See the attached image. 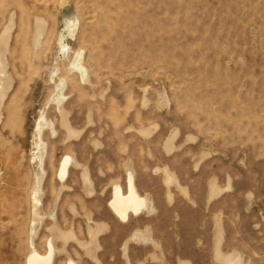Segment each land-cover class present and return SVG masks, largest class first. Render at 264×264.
Here are the masks:
<instances>
[{
	"label": "rangeland",
	"instance_id": "374dc122",
	"mask_svg": "<svg viewBox=\"0 0 264 264\" xmlns=\"http://www.w3.org/2000/svg\"><path fill=\"white\" fill-rule=\"evenodd\" d=\"M0 51V264H264V0H0Z\"/></svg>",
	"mask_w": 264,
	"mask_h": 264
},
{
	"label": "bare ground",
	"instance_id": "6f19581e",
	"mask_svg": "<svg viewBox=\"0 0 264 264\" xmlns=\"http://www.w3.org/2000/svg\"><path fill=\"white\" fill-rule=\"evenodd\" d=\"M65 22L67 25L73 26L75 28L76 21L73 16H66ZM70 34H74V30L70 31ZM1 52V51H0ZM2 55V54H0ZM1 64V61H0ZM73 69H77L81 71L82 74L85 72L84 67L80 64L79 60H76L73 63ZM1 74V71H0ZM0 85H3V82L0 81ZM62 85V84H61ZM2 96L0 95V99ZM62 95L60 94L59 98L56 100L58 104L61 103ZM41 132V129H40ZM71 162V157L66 156L59 166V177L64 180L68 173H69V166ZM148 202L146 198L141 196L137 191L136 185L134 183V177L132 174L129 175L128 180V188L127 191L124 193L122 188L119 185H116L109 202V207L113 214L122 222H127L130 219L131 215H139L142 211L147 208ZM53 256H54V249L52 243L49 242V252L45 254H41L36 249H33L27 259V264H52L53 263ZM68 264H77L76 262L70 260ZM224 264H230L229 261L226 259L224 260Z\"/></svg>",
	"mask_w": 264,
	"mask_h": 264
}]
</instances>
